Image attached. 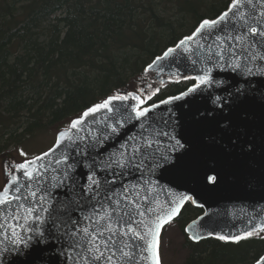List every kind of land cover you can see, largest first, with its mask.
Returning <instances> with one entry per match:
<instances>
[{"label":"snow or ice","instance_id":"obj_1","mask_svg":"<svg viewBox=\"0 0 264 264\" xmlns=\"http://www.w3.org/2000/svg\"><path fill=\"white\" fill-rule=\"evenodd\" d=\"M177 59L187 62L183 68ZM166 61L173 82L182 78L195 83L180 97L163 103L224 83L215 79L217 70L245 78L264 77V0H230L216 18L202 19L191 35L156 57L147 70L163 73ZM186 71L195 74L184 75ZM159 91L139 89L109 96L59 132L49 151L6 168L7 183L0 189V264L29 248L33 239L55 241L63 264H162L161 231L192 198L181 194L160 202L154 192L153 176L173 162L177 148L184 147L149 115L159 105H148V101ZM235 93L242 90L236 88ZM101 113L107 115L96 120ZM89 118L96 128L85 127ZM132 122H137L136 134L113 143L110 150L109 143ZM160 137L175 143L160 152ZM21 155L27 156L23 151ZM80 167L88 170L86 183L76 175ZM216 179L209 177L212 183ZM58 189L66 190L67 199L56 198ZM249 223L250 230L215 238L235 244L264 238V221ZM191 229L192 225L185 229L189 239L199 242L202 237L191 234ZM255 264H264V256Z\"/></svg>","mask_w":264,"mask_h":264},{"label":"trees","instance_id":"obj_2","mask_svg":"<svg viewBox=\"0 0 264 264\" xmlns=\"http://www.w3.org/2000/svg\"><path fill=\"white\" fill-rule=\"evenodd\" d=\"M230 0H0V158L62 131L88 108L125 90L160 91L149 104L188 90L146 67ZM151 84V88L148 85ZM188 204L175 220L183 264H255L264 238L193 243L185 227L202 214ZM264 236V234H261Z\"/></svg>","mask_w":264,"mask_h":264},{"label":"water","instance_id":"obj_3","mask_svg":"<svg viewBox=\"0 0 264 264\" xmlns=\"http://www.w3.org/2000/svg\"><path fill=\"white\" fill-rule=\"evenodd\" d=\"M177 63L183 68L187 62L177 59ZM169 67L166 61L163 73L156 68L149 71L148 67L146 72L155 74L161 81L162 77L170 78ZM188 74L195 73L184 72ZM213 75L224 83L163 103L172 97L168 98L156 103L159 107L149 114L160 128L169 131L184 145L172 153L173 162L153 176L154 192H158L160 202L181 194L190 196L192 199L185 202L181 212L190 201L203 210L194 220L198 226L192 221L186 227L192 225L191 234L202 237L199 242L190 239L193 243L216 239L217 235L232 236L250 230L249 222L264 221V77L245 78L238 73L218 70ZM248 79L252 80L251 84ZM236 88H240L242 94L235 93ZM104 115L107 113L98 114L95 119L100 120ZM89 126L97 127L91 118L85 125ZM137 131V122L129 123L120 137L109 143V149L113 143L118 145ZM159 139L162 142L160 152L175 143L170 138ZM87 173L86 168L77 169L81 183H86ZM211 176L217 178L215 183L210 182ZM54 195L58 200L67 199L65 189L54 190ZM185 234L189 238V233L185 231ZM4 246L10 247L7 241ZM59 247L52 240L36 243L33 239L29 248L7 256L4 264H63V255H58Z\"/></svg>","mask_w":264,"mask_h":264},{"label":"rangeland","instance_id":"obj_4","mask_svg":"<svg viewBox=\"0 0 264 264\" xmlns=\"http://www.w3.org/2000/svg\"><path fill=\"white\" fill-rule=\"evenodd\" d=\"M131 91H137L131 90ZM57 132H50L46 135H42L32 141L26 142L19 147L18 150H14L9 156L0 158V189H2L6 183V168L9 165L22 163L25 159H32L49 151L55 144ZM21 151L27 154L22 156ZM185 236L177 223H171L167 226L161 239V259L162 264H183L187 252L184 248Z\"/></svg>","mask_w":264,"mask_h":264}]
</instances>
